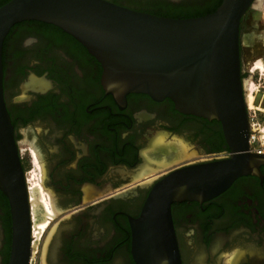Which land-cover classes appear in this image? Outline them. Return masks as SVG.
<instances>
[{"label":"flooded vegetation","instance_id":"obj_1","mask_svg":"<svg viewBox=\"0 0 264 264\" xmlns=\"http://www.w3.org/2000/svg\"><path fill=\"white\" fill-rule=\"evenodd\" d=\"M108 1L185 18L210 13L221 0ZM258 5L240 21V64L244 89L250 76L264 104V70L255 66L264 64V3ZM243 35H250L247 43ZM2 67L16 142L32 138L42 184L61 205L54 204L57 211L67 213L56 222L45 264H135L130 218L151 187L139 182L230 153L218 120L180 112L169 98L106 91L97 59L54 24H15L3 42ZM171 217L181 264H264V164L259 175H242L210 199L172 203ZM10 245L9 205L0 191V264H7Z\"/></svg>","mask_w":264,"mask_h":264},{"label":"water","instance_id":"obj_2","mask_svg":"<svg viewBox=\"0 0 264 264\" xmlns=\"http://www.w3.org/2000/svg\"><path fill=\"white\" fill-rule=\"evenodd\" d=\"M258 2L221 0L214 11L185 18L108 0H8L0 5V191L11 216L7 264H30L32 254L29 189L3 95L2 47L10 29L25 20L54 24L97 59L106 91L169 98L180 112L221 123L228 156L187 161L139 182L151 187L139 215L130 218L135 264H181L172 203L210 199L242 175H259L264 164V152L250 148L239 44L241 18ZM128 190L113 196L123 197Z\"/></svg>","mask_w":264,"mask_h":264},{"label":"rangeland","instance_id":"obj_3","mask_svg":"<svg viewBox=\"0 0 264 264\" xmlns=\"http://www.w3.org/2000/svg\"><path fill=\"white\" fill-rule=\"evenodd\" d=\"M261 2L264 3V0H259L258 3H261ZM257 6L259 8V5H257ZM243 32L245 33V30ZM249 38H250V35L249 36H247V35L242 36L243 42H245V43L248 42L247 40ZM239 44H240V40H239ZM250 79H251L250 76H246L244 78V83L246 84V88H247V90L244 89V93L247 95L250 94L252 96V103H253L251 108H249L247 105V110L249 113V122H250V133L255 136V139L250 142V148H251V150H254V151L261 150L262 152H264V104L259 103L260 99L262 97L261 95L263 92H261V91L257 92L258 94H260V97L258 95H256L255 92L257 89V84L256 83L251 84ZM257 99H258V101H257ZM253 106L259 107L260 110L254 109ZM31 141H32L31 137L22 136L17 142V145L19 148L20 160L22 163L23 170L26 173L28 185H29V183L34 182L37 179L41 183L43 181L42 165H41L40 160L37 157V154H36L34 148L31 145ZM28 149H32V155H33L32 157L29 156ZM34 153L36 156V160L34 157ZM42 186H43V184H42ZM43 188L45 190L46 197L51 199V201H52V204H53L54 209H55V215L53 216L52 219L49 220L50 223H49L48 228L43 233L41 238H39L38 242H36V245H35L36 250L34 251V258H35L34 264H43V262L45 263L46 249L44 247L45 246L47 247V244L49 242L48 240L51 238L52 234L50 235L49 239H47L48 235L50 232H52V229L54 230V228L56 226V222L58 221V218L59 217L62 218L63 216H67L66 209H64V210L60 209L59 211H57L58 209L55 205H57V206H61V205L58 202L57 203L53 202V201H56V199L53 198V196L49 192L48 188H45L44 186H43ZM31 236H32V243H33L35 237L33 236L32 233H31Z\"/></svg>","mask_w":264,"mask_h":264},{"label":"bare ground","instance_id":"obj_4","mask_svg":"<svg viewBox=\"0 0 264 264\" xmlns=\"http://www.w3.org/2000/svg\"><path fill=\"white\" fill-rule=\"evenodd\" d=\"M261 62L258 61L255 64V66L264 70V64H263V62L262 63ZM248 95L246 96L247 98L245 99L246 100V106L248 105V107L251 108V106L253 105L252 96L250 94H248ZM160 137H159V139H160ZM252 137L253 136L250 134V139ZM155 146H157V145H155ZM182 154L180 155V153H179L178 158L183 159L184 155H182ZM34 157H35V155H34ZM35 160H36V157H35ZM145 165H146V163H145ZM28 189H29V200H30V222H32L31 233L35 237V239L32 243V255H31L30 264H34V262H35L34 251L36 250V246H35L36 242H38L39 238H41L43 233L48 228L49 223H50L49 220L52 219L53 216L55 215V209H54V206L52 204L51 199L46 197V195H45L46 193H45V190L42 186V183L38 179L35 180L34 182L29 183ZM53 232H54V230L52 229V232L49 233L47 239H49L50 235ZM44 248L46 249V246ZM43 264H45V263L43 262Z\"/></svg>","mask_w":264,"mask_h":264},{"label":"built area","instance_id":"obj_5","mask_svg":"<svg viewBox=\"0 0 264 264\" xmlns=\"http://www.w3.org/2000/svg\"><path fill=\"white\" fill-rule=\"evenodd\" d=\"M251 134V133H250ZM253 135V134H251ZM255 139V136L253 135V137L249 140L250 142L253 141ZM257 152H262L261 150H256Z\"/></svg>","mask_w":264,"mask_h":264},{"label":"trees","instance_id":"obj_6","mask_svg":"<svg viewBox=\"0 0 264 264\" xmlns=\"http://www.w3.org/2000/svg\"><path fill=\"white\" fill-rule=\"evenodd\" d=\"M5 2H7V1H5ZM221 2V1H220ZM4 196V195H3ZM4 198H5V196H4ZM6 199V198H5ZM7 200V199H6Z\"/></svg>","mask_w":264,"mask_h":264}]
</instances>
